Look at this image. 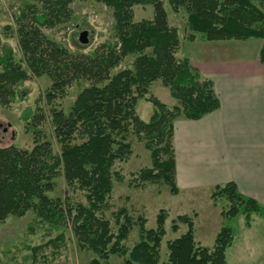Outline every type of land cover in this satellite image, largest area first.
<instances>
[{
	"label": "trees",
	"instance_id": "trees-1",
	"mask_svg": "<svg viewBox=\"0 0 264 264\" xmlns=\"http://www.w3.org/2000/svg\"><path fill=\"white\" fill-rule=\"evenodd\" d=\"M14 16L13 24L21 61L11 49L0 56V105L9 106L19 96L20 87L31 77L51 79L44 98L47 103L62 98L74 83L87 86L75 97L67 112L51 108L50 123L59 155L49 141H41L38 132L30 149L14 145L0 146V224L8 217H23L34 211L38 219L52 228L69 227L76 246L93 254L89 264H107L111 256L123 264H227L226 251L234 236L229 226H221L210 248L195 241L192 215L177 216L171 231L179 224L184 234L166 243L167 258L161 261V243L166 235L167 210L159 209L155 227L146 229V220L137 217L138 241L130 248L124 243L133 227L126 208L113 212L117 229L101 215L108 209L113 182H122L114 165L126 163L133 154L131 135L149 151L151 168L141 169L134 187L145 183L164 184L171 196L178 194L175 182L173 121L182 116L199 120L219 109L213 83L202 79L189 60L179 56L180 38L168 23L164 2L174 13L186 14L184 40L204 41L261 40L259 59L264 66V0H80L94 1L110 9L115 42L99 45L90 54H72L51 42L42 29H51L70 19V5L75 0H32ZM151 6L152 19L134 21V8ZM127 57L131 67L121 69ZM159 81L168 89L176 105L167 108L150 96L149 87ZM150 102L157 111L149 122L136 111L138 99ZM26 109L22 121L40 122ZM62 176L68 188L84 192L86 205L69 198H50L54 179ZM213 206L221 201L223 220L241 215L244 227L253 216L264 211L256 201L242 196L234 183L215 186L210 193ZM63 233L36 247H28L36 264V253L49 246L58 247ZM57 255H54V258ZM43 258V257H41ZM42 261L47 263L46 258Z\"/></svg>",
	"mask_w": 264,
	"mask_h": 264
},
{
	"label": "rangeland",
	"instance_id": "rangeland-1",
	"mask_svg": "<svg viewBox=\"0 0 264 264\" xmlns=\"http://www.w3.org/2000/svg\"><path fill=\"white\" fill-rule=\"evenodd\" d=\"M32 0H0V56L4 55L8 49L13 51L16 61H21V54L15 35L13 24L14 16L22 9L26 2ZM257 4L256 0H251ZM167 12L168 23L177 29L180 38L179 56L188 59L191 55H198L199 58L207 59L209 54L202 52L206 46L199 43H192L184 40L187 33L186 14L183 10L174 13L168 4L164 2ZM70 19L64 24H60L51 29H42L44 35L54 44L64 48L72 54H90L99 45L115 42L112 25L113 18L110 9L94 1L75 0L71 5ZM153 10L151 6L134 8V21L142 19H152ZM85 32L87 44L80 43V36ZM199 39V38H198ZM132 57H127L121 69L131 67ZM51 79L47 76L40 78L31 77L19 90L16 101L9 106L0 105V146L14 145L18 149H30L33 146V136L38 132L41 141H49L55 154L59 155V145L55 141L50 123L49 111L51 108L67 112L72 106L75 97L87 85L84 83L71 85L62 98H58L51 103H47L44 95L49 90ZM150 96L155 97L163 104H168L170 98L167 88L159 81L153 82L149 87ZM169 97V98H167ZM26 109H31L35 117L43 115V120L31 121L26 124L21 117ZM135 111L138 117L149 122L157 114L156 108L143 98L137 100ZM133 154L126 163H116L114 171L119 172L122 182H113V190L110 197L109 207L104 210L102 217L107 219L113 231L117 229L113 218V212L120 208H126L133 221V227L124 245L130 249L138 241V225L135 222L137 217L146 220L145 228L155 227L156 214L159 209L167 210L169 217L165 222L166 235L161 243V261L167 258L166 243L178 238L186 231V226L179 224L177 232H172L171 222L177 216L174 211L168 209L169 199L174 198L168 192V187L164 184L145 183L143 188L134 187V178L141 169L151 168L149 151L144 148L143 142L135 136L129 137ZM55 188L48 193L50 198H69L75 203L86 205L84 192L79 189L68 188L62 176L54 179ZM216 209L217 221L192 212L184 215L195 214L194 236L195 241L203 247L210 248L214 238L221 226H229L233 230L234 240L226 251L227 264H264V217L254 215L251 226L244 227L243 217L239 214L236 217L223 220L220 213L227 207L224 201L219 202ZM180 216V215H179ZM262 216V217H261ZM59 233H63V240L57 244L58 247L49 246L36 253V264H89L94 257L91 252L79 250L76 246L75 238L69 227L60 226L55 229L47 223L38 219L34 211L27 212L23 217H8L0 224V264H30L32 261L31 251L28 247H36L47 241L54 239ZM54 255H57L54 258ZM46 258L47 263L42 261ZM107 264H123L122 258L111 256Z\"/></svg>",
	"mask_w": 264,
	"mask_h": 264
},
{
	"label": "crops",
	"instance_id": "crops-1",
	"mask_svg": "<svg viewBox=\"0 0 264 264\" xmlns=\"http://www.w3.org/2000/svg\"><path fill=\"white\" fill-rule=\"evenodd\" d=\"M209 58L188 60L202 79L212 81L219 109L199 120L173 121L175 182L178 194L169 199L175 216L192 212L217 221L210 202L215 186L234 183L238 192L264 208V66L261 40L211 42ZM170 95V94H169ZM169 98V97H167ZM167 108L176 105L170 96ZM264 217V211L261 213ZM261 216V217H262Z\"/></svg>",
	"mask_w": 264,
	"mask_h": 264
},
{
	"label": "water",
	"instance_id": "water-1",
	"mask_svg": "<svg viewBox=\"0 0 264 264\" xmlns=\"http://www.w3.org/2000/svg\"><path fill=\"white\" fill-rule=\"evenodd\" d=\"M85 32H83L80 36V43L81 44H87V39L85 38Z\"/></svg>",
	"mask_w": 264,
	"mask_h": 264
}]
</instances>
